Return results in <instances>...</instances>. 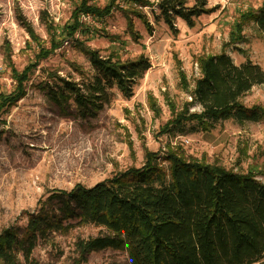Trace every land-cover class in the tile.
<instances>
[{
    "label": "rangeland",
    "instance_id": "374dc122",
    "mask_svg": "<svg viewBox=\"0 0 264 264\" xmlns=\"http://www.w3.org/2000/svg\"><path fill=\"white\" fill-rule=\"evenodd\" d=\"M108 1L88 0L87 4L102 9ZM147 1L151 7L142 11L149 28L128 14L136 37L128 31L129 5L124 0H116L102 18L88 14L90 20L84 21L79 16L78 22L87 30L64 38L38 63L25 96L3 115L0 232L13 228L20 235L40 213L60 217L63 226L74 225V220L65 218L54 193L69 192L75 186L89 189L115 174L140 169L147 152L154 153L155 162L166 168L164 156L179 147L185 156L220 165L227 171L252 172L255 180L264 184V122L238 124L225 120L206 130L197 122H185L163 133L171 107L174 113L185 105H189V114L202 110L190 94L201 76L199 57L224 53L235 66L249 62L264 71V38L254 22L243 26L240 42L230 43L231 26L238 14L258 9L264 0H205L213 12L200 16L192 28L176 19L175 31L161 20L155 21L159 0ZM195 1L188 0L187 5ZM80 2L0 0V92L10 91L14 85L6 65L7 53L17 71L36 61L38 47L31 43L19 19L30 26L40 45L49 49L51 37L62 38L61 29L70 24L71 13ZM82 47L103 57L117 54L121 60L144 55L150 67L133 87L131 97L124 98L116 89L107 90L102 109L82 117L85 112L70 98L58 105L47 87L55 89L51 78L86 84L85 78L95 74ZM180 70L187 88L180 81ZM240 102L244 107H264V85L252 86ZM96 233L92 226L38 233L32 257L36 264H72L77 257L75 241ZM86 258L83 264H127L126 255L118 251L104 250Z\"/></svg>",
    "mask_w": 264,
    "mask_h": 264
},
{
    "label": "trees",
    "instance_id": "16d2710c",
    "mask_svg": "<svg viewBox=\"0 0 264 264\" xmlns=\"http://www.w3.org/2000/svg\"><path fill=\"white\" fill-rule=\"evenodd\" d=\"M115 1L109 0L99 9L88 5V0H81L71 13L70 24L61 29L62 38L51 37L49 49H44L30 26L19 19L38 53L36 61L21 71L13 67L7 53L6 65L14 85L10 91L0 92V126L4 123L3 115L25 96L38 63L57 49L64 38L87 30L78 22L79 16L102 18L110 13ZM124 1L129 5L128 31L136 37L128 14L149 28L142 8L151 5L147 0ZM187 4L188 0H159L154 19L175 31L176 19L192 28L200 16L213 12L205 0ZM249 22L256 24L264 38V2L256 10L238 14L231 26V44L240 42L242 28ZM81 51L95 72L91 78H85L87 83L51 78L55 89L47 87L58 105L70 98L85 112L82 117L102 109L107 102V90L116 89L124 98L131 97L133 87L150 67L144 55L121 60L117 54L103 57L87 47ZM197 63L201 76L195 80L190 94L202 110L189 114V105H185L174 113L171 107L163 133L185 122H197L204 130L225 120L238 124L264 122V107H244L240 102L252 86L264 85V71L249 62L235 66L224 53L199 57ZM76 72L83 74L80 70ZM179 76L187 88L181 70ZM156 158L154 153L147 152L140 169L115 174L89 189L75 186L69 192H55L53 198L60 199L65 218L75 224L63 226L60 217L40 213L20 235L13 228L2 230L0 264H36L32 252L38 233L63 232L73 226H92L97 233L75 241L77 257L72 264H83L87 255L104 250L124 253L127 264H264V184L256 181L252 172L227 171L220 165L187 157L179 147L164 156L166 168L160 167Z\"/></svg>",
    "mask_w": 264,
    "mask_h": 264
},
{
    "label": "built area",
    "instance_id": "2783aa9c",
    "mask_svg": "<svg viewBox=\"0 0 264 264\" xmlns=\"http://www.w3.org/2000/svg\"><path fill=\"white\" fill-rule=\"evenodd\" d=\"M80 17H81V19H83L84 21H89L90 18H91L88 14H83V15H81Z\"/></svg>",
    "mask_w": 264,
    "mask_h": 264
}]
</instances>
